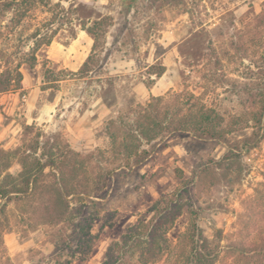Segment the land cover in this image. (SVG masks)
<instances>
[{
    "label": "rangeland",
    "instance_id": "obj_1",
    "mask_svg": "<svg viewBox=\"0 0 264 264\" xmlns=\"http://www.w3.org/2000/svg\"><path fill=\"white\" fill-rule=\"evenodd\" d=\"M57 2L19 25L7 12L0 24V74L12 78L0 85V185L31 192L19 158H56L73 217L50 223L47 206L62 205L58 173L34 168L31 195H0V264H111L124 235L150 223L158 231L149 261L134 247L115 264H174L192 222L216 264H264V0H63L65 18ZM37 30L51 43L29 37ZM154 97L163 133L181 114L192 126L201 110L222 136L178 134L155 152L153 141L136 149L128 135L132 147H116ZM121 169L114 191L107 184ZM93 182L108 195L74 239L75 220L91 212ZM182 188L192 198L183 193L159 218ZM81 207L89 213L79 215Z\"/></svg>",
    "mask_w": 264,
    "mask_h": 264
},
{
    "label": "trees",
    "instance_id": "obj_2",
    "mask_svg": "<svg viewBox=\"0 0 264 264\" xmlns=\"http://www.w3.org/2000/svg\"><path fill=\"white\" fill-rule=\"evenodd\" d=\"M49 3V0H0V24L3 21V17L6 15L7 12H12V22H14L16 25H19L22 23L24 17L27 14H30L32 11L37 9L39 6H43ZM56 6L60 10V14H62V18L66 17V14L69 13L70 9L66 8V6L63 4V0H59V2L56 3ZM61 17V16H60ZM62 20V19H61ZM65 22L62 21V24ZM40 30H37L33 32L29 37L35 38L39 44H50L51 43V35H45L42 36L39 32ZM9 72H6L5 70L0 74V85H6L10 84L12 78L8 74ZM5 76V78H4ZM158 99L153 98L150 102H148L145 106L141 107L139 113L136 115V118L134 119V122L130 127L128 126V131L120 132L121 130L118 129L115 132H113L114 139L118 138L119 132L123 136V140H121L120 144L115 145L116 147L125 146L126 149H130L132 147L128 143V135H130V140H137L138 145H134L136 149L144 143H153V147L155 148V152L162 149L164 146H166L165 139H169L173 136H176L178 134H191L194 138L203 139V138H219L222 136L221 129L212 123L211 121L207 120L211 119V112H202L199 110L196 112V118L192 123V126L186 125V122L182 118H179L176 121H170L167 126L165 127V132H162V122H159L157 120V115L155 113L157 112V104ZM183 103H179L178 109H182ZM153 113V114H152ZM202 117V118H201ZM126 128V129H127ZM130 129V130H129ZM119 131V132H118ZM119 143V142H117ZM1 152V151H0ZM18 152V151H17ZM142 154L138 158V161H142L145 154L149 153L147 150L143 149L141 150ZM230 152H233V150H230ZM3 155L7 158H11L13 155L12 151L3 152ZM130 154H133V151L129 152ZM29 156L27 157H20L19 159L22 161L23 165V171L21 173V176L23 178L24 183H26L28 186L32 184V190L31 192H28V190H22V189H16L13 188L12 190H7L5 188H2L0 185V195L2 197H6L11 192L16 193H24V195H31L34 191V187H36V184L38 182V177L36 175V172L33 173V169L36 168L37 171H40L44 168H53L55 169L54 176L58 177L57 183L59 185V189L57 191L58 200L62 201V205L60 207H55L49 205L47 208L50 212L51 210L55 213V218L51 219L52 221L50 223L53 224H59L62 221H68V219H71L73 216L71 214V210H69V201H67V196L70 194V190H68L66 186V182L64 181L66 178L64 176V172L62 171V168L60 166V163L56 158L48 157L46 158L45 162L41 164L39 159L35 158L34 162L28 161ZM122 169L118 172H114L115 174L110 175V180L107 185L112 186L113 190L115 191L118 187V184L121 180V174ZM105 180V179H104ZM94 183V182H93ZM95 186H93V189L87 190V194L90 197V209L91 212L89 213V209L83 210L82 207L79 209V212H81L79 215H86L89 213L85 219L82 217L77 218L74 223V227L72 230L73 235L75 233V238L81 239L80 233L84 232L86 228H90L93 226V224L96 222V220L100 216V211L103 205L105 204L103 202V198H105L108 195V189L105 188V183L102 186H97V182L94 183ZM190 190L187 188H182L177 192L176 199H170L166 200L165 204L162 208H160L157 211V214L160 216L159 218H167L171 213L172 210L177 207L179 204V199L183 193H186L187 198H192V195L189 193ZM154 216L156 220V216ZM158 218V217H157ZM83 220H86V224H83ZM137 227L136 229L131 228L129 232H127L125 236H128L126 242L123 244H117L116 246L119 248L116 252V254L113 255V261L111 264L118 263L124 255L128 252V250H131L134 247H138L136 250L132 249V253L135 251L139 252L140 258H142L143 262H148L149 257L151 255L150 247L154 239L156 238L157 234V228L155 225H143L141 228ZM186 238V239H185ZM186 240V247L182 252H175L172 253L171 256L175 257V263L174 264H216V258L217 254L215 253L214 249L209 248L208 241L206 239H203L202 230L199 227V225L196 222H192V224L189 226L187 231L185 232ZM132 242L128 247V242ZM136 245V246H135ZM255 249H258V245L254 246ZM243 249V248H242ZM149 254V256H147ZM101 264H108V262H103Z\"/></svg>",
    "mask_w": 264,
    "mask_h": 264
},
{
    "label": "crops",
    "instance_id": "obj_3",
    "mask_svg": "<svg viewBox=\"0 0 264 264\" xmlns=\"http://www.w3.org/2000/svg\"><path fill=\"white\" fill-rule=\"evenodd\" d=\"M87 48H88V46H87ZM160 88H163V86L162 85H160ZM31 102L29 101V104H30ZM27 104H28V102H27ZM29 106V105H28Z\"/></svg>",
    "mask_w": 264,
    "mask_h": 264
}]
</instances>
